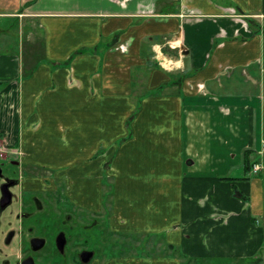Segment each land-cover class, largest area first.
<instances>
[{"label": "crops", "instance_id": "crops-1", "mask_svg": "<svg viewBox=\"0 0 264 264\" xmlns=\"http://www.w3.org/2000/svg\"><path fill=\"white\" fill-rule=\"evenodd\" d=\"M15 110L18 139L65 129L85 171L111 160L120 229L191 260L260 252L264 176L246 151L264 159V0H0V136Z\"/></svg>", "mask_w": 264, "mask_h": 264}, {"label": "flooded vegetation", "instance_id": "flooded-vegetation-1", "mask_svg": "<svg viewBox=\"0 0 264 264\" xmlns=\"http://www.w3.org/2000/svg\"><path fill=\"white\" fill-rule=\"evenodd\" d=\"M34 166L0 153V264H100L98 211L73 202Z\"/></svg>", "mask_w": 264, "mask_h": 264}, {"label": "rangeland", "instance_id": "rangeland-1", "mask_svg": "<svg viewBox=\"0 0 264 264\" xmlns=\"http://www.w3.org/2000/svg\"><path fill=\"white\" fill-rule=\"evenodd\" d=\"M8 116L10 118L9 128H5L8 133L4 134L3 136H0V153H12V155L14 154L18 155L19 159L22 160V162H25L26 164H30L32 166L34 164L36 166V167L35 166L30 167V168L37 170L40 174H43L46 177H50V183L61 186L63 191L67 193L69 197L73 199V202H76L84 207H87L88 209H90V207L92 206H95L96 208H98V209H95L94 207V210L98 211L97 219L100 222V225H99L100 231L102 232L104 236L103 242H102L103 248H104V251H103L104 255L102 256L100 264H116L113 261L118 262V264H129L130 261L123 257H127L130 254H135L136 251H137L136 254H138L139 256H144L145 253L147 252H155V254L158 256L170 255L173 258H178L181 264H264V242H263V246L260 249V252H258L255 255V257H248V258L246 257L245 258H235V257L233 258H224V257L207 258L206 257V258H195V259L192 258L191 260L188 256H185L183 253H181L180 250L176 247L169 249L168 253H166L165 248H162V249L160 248L161 247V245L159 244L160 240L158 239L159 237L156 236V234H159V233L152 234L153 236L152 237L150 236L152 240L149 239L145 241L147 243V248L145 244H143V246L139 248H136V244L138 243L139 239L143 242L145 240L144 235H142L143 232H134L132 230H122L120 229V227H125L126 225H118L117 222L116 223L114 222L118 219V216L120 215V211L117 208L115 194H114V188H115L114 187V184H115L114 177L110 176L111 171H109V169L112 167L111 160H108V161H104V160L98 161L97 160L96 164H98L99 170L96 171L97 173L96 172L89 173L85 171L87 158L83 156L82 152L79 154L76 153L78 150H76L75 148H77L78 145L72 146L70 139L65 141L64 140L65 137L61 135V134L65 135L64 133V131L66 132L65 129L64 131L63 130L60 131L61 133L59 134V136H57V133L50 130L52 133H54L58 137L57 139H54L55 142L56 141L58 142H56L55 144L54 142L47 140V142H52L53 144H50V146L48 144L41 145L39 148V146L36 145L38 143H36L35 145H33L32 143L28 144L22 139L17 138L18 132L15 129V126L17 124L16 118L18 116V112L15 110L14 113H8ZM20 132H21V135L23 132H25L26 134L25 130H21ZM48 147L52 149L53 153L47 152ZM109 147H110L109 145L101 144L98 148H96L93 152H91V154H89L87 157L88 158H98L99 156H102V153ZM234 147H235V144H234ZM43 148L44 150H46L44 151L46 152L45 156L41 150ZM73 149L76 150L75 153L72 152ZM55 150L57 153L62 152L61 157H59L58 154L55 153ZM247 150L248 151H246V153H249L247 155L248 162L252 163L253 161L261 159V158H257L255 153L251 151V147H248ZM71 152L74 153V155ZM38 153H40L41 156L38 155ZM47 153L49 155H47ZM235 153L236 152H234V154ZM30 154H33V155H30ZM57 156L60 159H62L61 161L60 160L57 161L59 163L56 167L57 169H49L52 164L54 165L55 163H57L56 161L52 162L54 161L53 157H57ZM79 157L82 158V160H77V158ZM65 159L67 160L66 163L64 161ZM49 171L53 172V174L50 175L48 173ZM257 175L264 176V165H263V172ZM262 181L264 185V177ZM89 182H92L93 184L98 183L99 189L97 186L92 191V187L87 186ZM99 196H101L100 202L98 201ZM254 218L255 219H253V223H254L253 227L257 229V227L261 226L264 229V214L258 219L257 217H254ZM252 229L253 228L250 227L247 230V234L249 236H250V233H252L251 231ZM197 234L198 232L195 235ZM206 234H209V232L207 231ZM156 239L159 240L157 245H155V241L157 242ZM111 241L112 243L115 242L114 246L111 245ZM153 247H157V248L153 250ZM142 252L143 254L140 255L139 253H142ZM113 257L117 258V261L115 259H112Z\"/></svg>", "mask_w": 264, "mask_h": 264}, {"label": "built area", "instance_id": "built-area-1", "mask_svg": "<svg viewBox=\"0 0 264 264\" xmlns=\"http://www.w3.org/2000/svg\"><path fill=\"white\" fill-rule=\"evenodd\" d=\"M260 154L262 156H264V146H263V149L260 151ZM261 159L260 160L253 161L251 163L250 169H249V173L250 174L257 175V174L263 172L264 159H262V160Z\"/></svg>", "mask_w": 264, "mask_h": 264}, {"label": "trees", "instance_id": "trees-1", "mask_svg": "<svg viewBox=\"0 0 264 264\" xmlns=\"http://www.w3.org/2000/svg\"><path fill=\"white\" fill-rule=\"evenodd\" d=\"M246 160H247L246 164L249 165V164H248V158H246ZM111 245L114 246V245H115V242L112 243V241H111ZM115 248H116V247H115Z\"/></svg>", "mask_w": 264, "mask_h": 264}]
</instances>
